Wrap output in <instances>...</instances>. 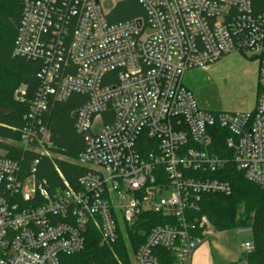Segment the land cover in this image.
I'll return each mask as SVG.
<instances>
[{
	"label": "built area",
	"instance_id": "built-area-1",
	"mask_svg": "<svg viewBox=\"0 0 264 264\" xmlns=\"http://www.w3.org/2000/svg\"><path fill=\"white\" fill-rule=\"evenodd\" d=\"M138 1L143 17L110 23L100 0H20L12 55L41 67L32 98L25 85L15 90L28 110L13 140L36 155L27 167L0 143V264H69L90 226L112 245L146 212L166 221L151 227L134 264H169L159 250L191 264L216 231L197 214L202 196L232 190L218 176L226 166L264 188V11L252 0ZM233 53L258 61L254 108H201L186 71ZM75 93L86 97L74 111L84 147L72 160L83 171L73 183L60 173L52 189L36 179L41 158L57 155L45 116ZM253 247L242 244L237 264H249Z\"/></svg>",
	"mask_w": 264,
	"mask_h": 264
},
{
	"label": "trees",
	"instance_id": "trees-1",
	"mask_svg": "<svg viewBox=\"0 0 264 264\" xmlns=\"http://www.w3.org/2000/svg\"><path fill=\"white\" fill-rule=\"evenodd\" d=\"M252 4L256 13L264 11V0H252ZM21 12L20 0H0V138L16 140L21 138L28 104L20 103L14 98L15 90L25 85L28 98H32L38 85L36 73L41 67L40 61L12 55ZM143 16L144 9L138 0H121L107 18L110 23H116ZM85 99L84 95L75 93L66 101H51L45 116L52 131L57 155L63 157H42L37 166L36 179L38 182L45 180L52 189L62 182L60 173L73 183L83 171L80 165L72 161L84 147L83 136L75 129L73 115ZM219 131L215 144L223 149L227 132L222 129ZM8 149L11 157L23 158V164L27 167L30 159L36 155L16 145ZM218 176L230 182L231 192L204 194L197 214L206 215L216 231L250 228L254 247L243 253V256L249 264H264V188L248 180L242 171L231 164ZM165 221L166 218L162 215L143 213L138 223L127 231L132 249L135 251L144 241L152 226ZM158 252L164 262L172 263V254L166 250ZM66 260L69 264H131L128 247L122 236L116 243L108 245L102 243L100 233L91 226L84 249L67 256Z\"/></svg>",
	"mask_w": 264,
	"mask_h": 264
},
{
	"label": "rangeland",
	"instance_id": "rangeland-1",
	"mask_svg": "<svg viewBox=\"0 0 264 264\" xmlns=\"http://www.w3.org/2000/svg\"><path fill=\"white\" fill-rule=\"evenodd\" d=\"M100 3L103 10L110 13L117 2L100 0ZM183 83L193 92L203 109L251 110L254 108L258 91V61L238 53L229 54L206 67L187 70ZM0 143L10 148L15 142L10 138H0ZM218 235L227 239L225 246L228 249L236 251L239 249L242 251V244L253 240L252 232L248 228L228 230ZM123 238L128 247L130 262L134 264V249L130 245L128 232Z\"/></svg>",
	"mask_w": 264,
	"mask_h": 264
},
{
	"label": "crops",
	"instance_id": "crops-1",
	"mask_svg": "<svg viewBox=\"0 0 264 264\" xmlns=\"http://www.w3.org/2000/svg\"><path fill=\"white\" fill-rule=\"evenodd\" d=\"M226 231L228 230L215 231V235H211L203 242L193 253L191 264H237L242 256V251L240 249L238 251L228 249L225 246L227 239L218 234ZM246 243H253V240Z\"/></svg>",
	"mask_w": 264,
	"mask_h": 264
},
{
	"label": "water",
	"instance_id": "water-1",
	"mask_svg": "<svg viewBox=\"0 0 264 264\" xmlns=\"http://www.w3.org/2000/svg\"><path fill=\"white\" fill-rule=\"evenodd\" d=\"M138 23L140 24V23H141V21L139 20V21H138ZM73 116L75 117V116H76V114H74Z\"/></svg>",
	"mask_w": 264,
	"mask_h": 264
}]
</instances>
